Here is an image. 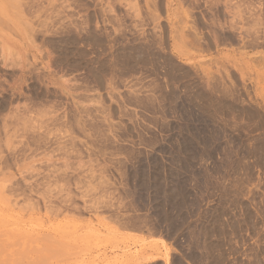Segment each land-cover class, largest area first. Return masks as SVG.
<instances>
[{"label": "rangeland", "instance_id": "rangeland-1", "mask_svg": "<svg viewBox=\"0 0 264 264\" xmlns=\"http://www.w3.org/2000/svg\"><path fill=\"white\" fill-rule=\"evenodd\" d=\"M177 263L264 264V0H0V264Z\"/></svg>", "mask_w": 264, "mask_h": 264}, {"label": "bare ground", "instance_id": "bare-ground-1", "mask_svg": "<svg viewBox=\"0 0 264 264\" xmlns=\"http://www.w3.org/2000/svg\"><path fill=\"white\" fill-rule=\"evenodd\" d=\"M176 260H177V262L179 263L178 259H176ZM176 260H175V261H176ZM175 263H176V262H175ZM178 263H177V264H178Z\"/></svg>", "mask_w": 264, "mask_h": 264}]
</instances>
